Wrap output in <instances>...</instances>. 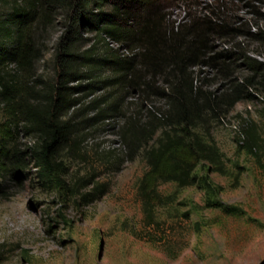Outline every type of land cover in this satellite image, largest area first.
<instances>
[{
  "label": "trees",
  "instance_id": "obj_1",
  "mask_svg": "<svg viewBox=\"0 0 264 264\" xmlns=\"http://www.w3.org/2000/svg\"><path fill=\"white\" fill-rule=\"evenodd\" d=\"M183 1L189 11L174 20L161 0H15L0 21V36L11 43L0 46V74L5 60H11L26 75L18 84L1 77L7 113L0 124V177L25 179L28 157L42 182L66 186L58 155L76 131L71 115L81 110L77 106L84 94L105 89L86 105L98 110L90 119L118 111L125 119L122 138L136 157L143 153L148 165L139 185L146 210L162 202L159 184L173 181L204 189L207 206L242 214L240 206L215 197L209 175L196 174L202 163L213 165L212 171L223 166L219 147L213 139L205 140L197 127L228 116L237 103L254 97L252 90L264 91V61L248 55L238 42L252 36L264 45V31L244 30L231 15L232 0H214L202 11H193L190 0ZM59 12L64 31L50 58L53 73L37 74L35 63L46 56L38 33L56 21ZM85 32L101 36L105 49L97 45L99 38L85 37ZM221 39L224 44L216 45ZM114 41L130 54L110 48ZM241 70L247 73L240 76ZM131 96L136 97L134 113L128 111ZM20 123L34 137L25 150L11 141L12 126ZM245 144L252 152L253 142ZM98 190L99 185L83 195L87 203L98 199Z\"/></svg>",
  "mask_w": 264,
  "mask_h": 264
},
{
  "label": "rangeland",
  "instance_id": "obj_2",
  "mask_svg": "<svg viewBox=\"0 0 264 264\" xmlns=\"http://www.w3.org/2000/svg\"><path fill=\"white\" fill-rule=\"evenodd\" d=\"M232 1L231 15L244 30L264 31V0ZM14 2L0 0V21ZM161 2L174 20L189 11L183 0ZM189 2L193 11H202L214 0ZM131 12L135 14L136 8ZM63 20L59 12L56 21L52 19L38 33L46 56L36 61L37 74L53 73L50 58L64 31ZM84 36L99 38L97 45L105 49L95 32ZM238 42L248 55L264 61V45L257 38L248 36ZM223 44V39L216 43ZM10 45L9 38L0 36L1 47ZM109 46L119 49L118 54H130L118 41ZM5 62L0 92L4 78L18 84L26 75L17 62ZM104 91L81 94L77 106L81 110L71 115L76 131L58 155L66 186L42 182L28 157L25 179L0 177V264H264V91L252 90L254 97L237 103L228 116L197 127L205 140L215 141L223 166L212 171L213 165L202 163L195 172L200 177L209 175L215 197L240 206L243 213L239 215L207 206L205 191L198 185L180 187L173 181L159 184L162 202L146 210L139 185L148 165L143 153L136 157L122 138L125 119L118 116L119 111L105 119H90L98 110L86 105ZM127 102L129 113H134L136 97ZM6 113L0 95V124L6 121ZM12 127L11 141L21 150L34 143L23 123ZM246 142H253L252 152ZM97 185L94 196L98 199L87 203L83 195Z\"/></svg>",
  "mask_w": 264,
  "mask_h": 264
}]
</instances>
